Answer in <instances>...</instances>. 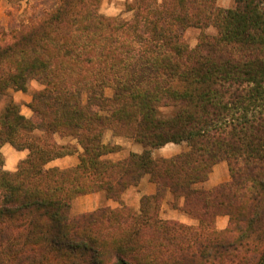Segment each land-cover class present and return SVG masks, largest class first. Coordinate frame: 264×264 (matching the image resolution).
Wrapping results in <instances>:
<instances>
[{
  "label": "trees",
  "instance_id": "trees-1",
  "mask_svg": "<svg viewBox=\"0 0 264 264\" xmlns=\"http://www.w3.org/2000/svg\"><path fill=\"white\" fill-rule=\"evenodd\" d=\"M233 1L132 0L122 19L103 0H49L0 31V264H264V0ZM191 27L217 34L191 48ZM32 81L27 118L11 92ZM107 131L144 152L106 159L121 149ZM58 139L81 146L78 166L46 168L79 152ZM170 143L189 149L153 158ZM6 144L29 152L16 172ZM221 162L231 180L201 188ZM145 175L158 190L140 212L72 213L76 198L118 201ZM168 195L198 226L161 219Z\"/></svg>",
  "mask_w": 264,
  "mask_h": 264
},
{
  "label": "crops",
  "instance_id": "crops-1",
  "mask_svg": "<svg viewBox=\"0 0 264 264\" xmlns=\"http://www.w3.org/2000/svg\"><path fill=\"white\" fill-rule=\"evenodd\" d=\"M38 83V82H37ZM42 88L36 89L37 91ZM24 92H16L14 95L15 102L20 103L21 100L26 101V105H21V113L27 118L33 117V111L29 108V104L32 101L33 96H25ZM114 139V142L111 140ZM60 143H67V140L58 139ZM70 142L77 144L75 140H70ZM104 143L109 145L120 146L121 149L116 152L107 155L105 158L119 161L128 158L131 154H142L145 148L135 143L129 138L117 137L112 131H107L104 137ZM79 152L74 155L65 156L63 158L56 159L50 162L46 168H59V169H69L74 168L80 163V154L83 152L81 146L77 144ZM189 148L187 144H174L170 143L155 149L152 151V156L154 159L165 158L169 159L177 156ZM2 154L5 159L4 170L8 172H16L19 165L28 158V151H21L15 149L12 145L6 144L2 148ZM231 180V173L229 165L227 162H221L217 164L213 171L211 172L207 182L201 185V188L210 190L216 188L222 184H225ZM158 187L156 183L151 180L150 175H145L137 186H132L127 189L121 196V199L110 200L105 197L102 192L91 193L87 195L80 196L73 201L72 213L74 215L88 214L98 210L101 207H110L112 209L121 208L123 205L133 208L135 211L140 212L141 203L144 197L154 196L157 194ZM175 200L172 195H168L162 204L160 217L163 220H174L182 224L189 226H198L199 222L188 216L182 211L185 204L184 199L177 201V206H175ZM229 225L228 216H219L216 220V228L218 230H225Z\"/></svg>",
  "mask_w": 264,
  "mask_h": 264
},
{
  "label": "rangeland",
  "instance_id": "rangeland-1",
  "mask_svg": "<svg viewBox=\"0 0 264 264\" xmlns=\"http://www.w3.org/2000/svg\"><path fill=\"white\" fill-rule=\"evenodd\" d=\"M45 1L49 0H21V1H12V0H0V31L2 29L8 28L10 24L15 22L26 21L30 15L33 13L35 7H41L39 4H42ZM132 0H103L100 11L106 16L120 17L122 19H129L132 15L126 12V6L128 3H131ZM233 0H218L217 5L219 7L230 9L234 7ZM216 35L217 30L214 27H209L207 29H199L195 27L188 28L185 32V38L191 48H196L199 43V39L202 34ZM42 88V86L36 81H32L29 84L28 91L23 93L25 96H33L37 90ZM15 91L11 92V96L15 101L14 95ZM111 91H107V95H111ZM17 103V102H16ZM20 106L26 105V101L21 100L18 103ZM164 114H169L170 110H163ZM70 141V140H67ZM114 142V139L111 140Z\"/></svg>",
  "mask_w": 264,
  "mask_h": 264
}]
</instances>
